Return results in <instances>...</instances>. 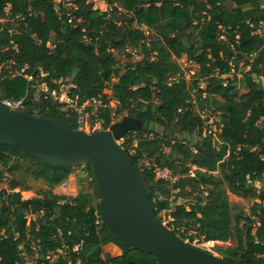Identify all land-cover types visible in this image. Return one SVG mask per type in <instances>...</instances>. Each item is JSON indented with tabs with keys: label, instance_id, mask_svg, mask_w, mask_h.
Instances as JSON below:
<instances>
[{
	"label": "trees",
	"instance_id": "1",
	"mask_svg": "<svg viewBox=\"0 0 264 264\" xmlns=\"http://www.w3.org/2000/svg\"><path fill=\"white\" fill-rule=\"evenodd\" d=\"M54 1L0 0V65L26 69L59 92L69 87L80 104L101 97L116 102L118 114L139 116L149 127L127 134L123 148L143 171L158 218L173 206L168 227L184 242L233 241L225 260L264 263V0H105L106 13L87 0L70 11ZM129 50L142 58L121 69L116 54ZM184 58L198 68L192 81L183 76ZM233 70L236 77L225 79ZM27 95L24 77L0 72V102L26 98L27 114L80 129L65 105ZM99 114L110 128L112 110ZM213 116L222 126L216 138L204 136ZM83 167L94 191L58 196L53 190L77 168L0 145V184L11 178L9 189L0 188V264H160L114 240L93 167ZM158 169L180 177L157 179ZM28 180L47 189L24 200ZM230 195L253 202L250 214ZM180 199L189 202L177 205ZM110 244L121 256L105 253Z\"/></svg>",
	"mask_w": 264,
	"mask_h": 264
},
{
	"label": "water",
	"instance_id": "2",
	"mask_svg": "<svg viewBox=\"0 0 264 264\" xmlns=\"http://www.w3.org/2000/svg\"><path fill=\"white\" fill-rule=\"evenodd\" d=\"M148 127L140 117H126L108 131L90 133L0 102V145L22 148L51 167H93L102 220L117 243L151 255L160 264H233L184 242L156 215L143 171L119 143L127 134Z\"/></svg>",
	"mask_w": 264,
	"mask_h": 264
},
{
	"label": "built area",
	"instance_id": "3",
	"mask_svg": "<svg viewBox=\"0 0 264 264\" xmlns=\"http://www.w3.org/2000/svg\"><path fill=\"white\" fill-rule=\"evenodd\" d=\"M87 2L93 6L94 11L106 13L111 9V7L106 3L105 0H90V1L87 0ZM54 3L56 4V6L61 5V7L64 10L70 11L72 9V0H55ZM71 14L72 13H69L68 16L70 17L72 21L73 16L71 17ZM2 22L4 21L0 20V23ZM258 33L264 37V23L262 24L261 29L258 31ZM146 35L149 36V33L146 32ZM13 65L15 64L13 63ZM5 69H9V73L12 74L14 77L21 76L27 80L28 82V95L27 96L32 97L31 98L32 102L36 103V102L41 101L44 98L52 99L54 102L58 104L65 105L69 113L76 114L78 118V123L80 125L79 130L88 131L90 133L95 132L92 130L93 127L90 124L91 118L94 121L93 125L97 127L96 131L108 130V128L104 129L105 121L104 119L100 118L99 112L101 110H106L107 108H110V106L106 104L101 97L92 98V99L87 100L83 104H80L79 96L73 98L71 96V92L67 91L64 88H62L60 92L57 89H52L47 82L40 81L39 79H35L34 77L28 76L26 73V69H22L18 71V70L12 69V67L6 63L0 65V72L4 71ZM181 69H182L184 78L189 81L190 76L187 70L183 69L182 67ZM236 75H237L236 71L233 70L229 75L225 76L224 78L234 79ZM40 77L44 78L45 75L42 73ZM175 79H177V77L173 78V80ZM25 102H26V98H23L20 100L6 99L2 103L11 110L24 111L23 108H24ZM112 122H113V117H112ZM221 128L222 126H220L219 128L217 127V129H219L220 131H221ZM216 133H217V130H213L212 127L208 132V134L213 135L214 138H216L219 135V134L217 135ZM151 137H153V135ZM119 143L123 146L124 139L119 141ZM194 169L196 170V168ZM194 171L192 169L191 173H193ZM156 175H157V179L170 181L171 183L176 181L170 177V171L168 170L158 169L156 172ZM205 244H206L205 247H210V246L213 247L215 242H206Z\"/></svg>",
	"mask_w": 264,
	"mask_h": 264
},
{
	"label": "rangeland",
	"instance_id": "4",
	"mask_svg": "<svg viewBox=\"0 0 264 264\" xmlns=\"http://www.w3.org/2000/svg\"><path fill=\"white\" fill-rule=\"evenodd\" d=\"M90 1V0H88ZM74 2L75 0H72V7H74ZM72 17V16H71ZM131 55V57L129 56ZM142 56L139 52H132V51H127L126 53H121V54H116V60L121 69L126 68L127 66H133L137 62L141 60ZM181 67L185 70H187L190 80L192 81V78L195 76V74L198 72V68L192 63H190L187 59H182L179 61ZM248 68H245V71H248ZM261 80H258V82ZM202 87H205V84H202ZM67 91L70 90L69 87H64ZM107 94H110V91H106ZM111 110H112V116H113V125L116 123L121 122L124 118L130 117L127 113L123 114H118V104L114 101L110 102L109 104ZM197 107V105H196ZM202 117L206 119L207 117L202 114ZM90 124L92 125V130L96 132L97 127L93 125V120L92 118L90 119ZM208 125L213 128V130H217V135L220 134V130L217 129L221 126L220 120L218 117L213 116L209 119ZM110 128H108L109 130ZM104 130V131H108ZM102 131V130H100ZM88 132V131H87ZM208 131L204 133V136H207ZM207 133V134H206ZM168 152V151H167ZM195 169L193 168V171ZM180 174V173H179ZM173 175L170 172V177L173 178V180L179 179L180 175ZM88 178V172L85 170L84 167H80L77 169L73 170V173L71 174L69 180L62 185L61 187L55 188L53 190V193L58 196H67V197H75L79 194L80 191H85V192H92L94 191V187L91 185L92 180L91 179H86ZM81 179H85L84 181H81ZM10 181L11 178L7 176V178L0 184L1 189H9L10 188ZM26 188L29 189V191H22V196L24 200H29L32 198H35L38 196L39 192H42L47 189L46 185L43 182H37L34 180H28L25 184ZM260 186V185H258ZM16 192L20 191V189L15 190ZM189 201H184L182 199L178 200L177 205H184L187 204ZM230 202L233 204H237L240 207V210L244 211L247 214H250L251 207L253 205V202L248 201V200H242L239 199L235 196L230 195ZM175 211V208L172 206L171 210L169 211H164L161 213V218L163 219V223L168 226V224L172 221L171 214H173ZM186 243L189 244L188 241ZM206 242H204L203 239L196 240L192 243V246H195L199 249L205 250L215 256H218L220 258H224L225 255L222 253L223 251L235 247V243L233 241L229 242H215L213 247H205ZM191 245V244H190ZM112 254L116 255L115 253L112 252ZM28 264H34L33 262H29Z\"/></svg>",
	"mask_w": 264,
	"mask_h": 264
},
{
	"label": "crops",
	"instance_id": "5",
	"mask_svg": "<svg viewBox=\"0 0 264 264\" xmlns=\"http://www.w3.org/2000/svg\"><path fill=\"white\" fill-rule=\"evenodd\" d=\"M104 251L107 254H111L113 257H118L121 256L122 254L121 249L114 244L107 245L104 248ZM112 252L115 253L116 255L112 254Z\"/></svg>",
	"mask_w": 264,
	"mask_h": 264
},
{
	"label": "flooded vegetation",
	"instance_id": "6",
	"mask_svg": "<svg viewBox=\"0 0 264 264\" xmlns=\"http://www.w3.org/2000/svg\"><path fill=\"white\" fill-rule=\"evenodd\" d=\"M136 118H139V116H136Z\"/></svg>",
	"mask_w": 264,
	"mask_h": 264
}]
</instances>
